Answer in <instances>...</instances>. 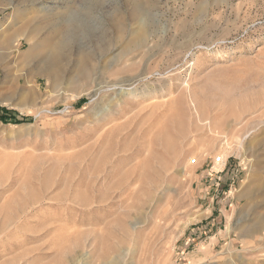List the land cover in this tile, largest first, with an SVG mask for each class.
<instances>
[{
	"label": "rangeland",
	"instance_id": "374dc122",
	"mask_svg": "<svg viewBox=\"0 0 264 264\" xmlns=\"http://www.w3.org/2000/svg\"><path fill=\"white\" fill-rule=\"evenodd\" d=\"M2 6L0 264H264V0Z\"/></svg>",
	"mask_w": 264,
	"mask_h": 264
},
{
	"label": "bare ground",
	"instance_id": "6f19581e",
	"mask_svg": "<svg viewBox=\"0 0 264 264\" xmlns=\"http://www.w3.org/2000/svg\"><path fill=\"white\" fill-rule=\"evenodd\" d=\"M34 1L37 2V4H38V2L41 1V0H34ZM52 2H53V0H44V3H52ZM7 6H14V5H13L12 1H10L7 4ZM6 7L2 6V7H0V10L6 9ZM90 10L91 9H90V7L88 5L86 7V9L84 10L86 16L90 14ZM140 11H141L140 4H139V2L135 1L134 2V8H133L134 15L137 16L140 13ZM82 22L85 23L83 20H82ZM79 25H80L81 30H83V31L87 30V24L86 23L84 25L83 24H79ZM116 25L121 30V22L117 21ZM64 30L65 29L63 27L62 28L60 27L57 30V33L58 34H62V31H64ZM1 35L2 36H1V39H0V49L4 48V46L7 43H9L10 39H11L8 34L7 35L1 34ZM142 37H143V33H140L138 35L137 39L141 40ZM67 43H68V40H66L64 38H58V37H57V39H55V38L54 39L53 38H51V39L47 38L45 43L42 44V48H41V50L39 52L40 53L39 54V59L36 61V64H37L36 66L39 65L40 69L37 72H33V69L31 68V66L29 67V63L28 62L24 63L23 67L21 68L22 73L16 75V77H15L16 80L15 81L20 82V79L22 78L23 80L27 81L26 83H28L30 80H35L36 77L39 76V77H42V78H44L46 80L47 86H50V87H53V88L59 87L60 84H61L62 74L65 72L64 70H66L68 66L70 67L69 64H71L70 63L71 62V57L73 55L72 49H70V47L68 46ZM77 53L81 54V57L78 60V62L76 64H74L75 66H73V67H76L79 72L83 73L86 70V68H87L86 63L88 61V57L89 56L85 52H82V50H77ZM78 58H79V56H78ZM72 62H73V60H72ZM9 64H10V61L5 59V63L3 65H1L0 67H1V69H9V68H11V67H9ZM75 70L76 69L74 68V71ZM71 71H73V70H71ZM246 189L247 188H245L244 190H246ZM35 238L39 240L40 236H35Z\"/></svg>",
	"mask_w": 264,
	"mask_h": 264
},
{
	"label": "built area",
	"instance_id": "2783aa9c",
	"mask_svg": "<svg viewBox=\"0 0 264 264\" xmlns=\"http://www.w3.org/2000/svg\"><path fill=\"white\" fill-rule=\"evenodd\" d=\"M190 163L191 164H195L196 163V158H190ZM226 159L223 158L221 155H215V157L212 159L211 162V169H215L216 173H220L222 170H224V168L226 167ZM233 177L231 179V181H233Z\"/></svg>",
	"mask_w": 264,
	"mask_h": 264
},
{
	"label": "trees",
	"instance_id": "16d2710c",
	"mask_svg": "<svg viewBox=\"0 0 264 264\" xmlns=\"http://www.w3.org/2000/svg\"><path fill=\"white\" fill-rule=\"evenodd\" d=\"M0 120L3 121V122H7V118L4 116V115H0ZM17 123V122H15Z\"/></svg>",
	"mask_w": 264,
	"mask_h": 264
}]
</instances>
